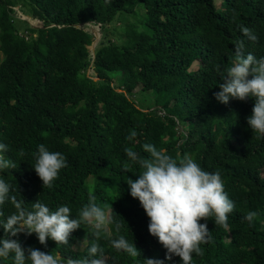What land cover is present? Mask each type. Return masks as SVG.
I'll return each mask as SVG.
<instances>
[{
	"label": "trees",
	"instance_id": "16d2710c",
	"mask_svg": "<svg viewBox=\"0 0 264 264\" xmlns=\"http://www.w3.org/2000/svg\"><path fill=\"white\" fill-rule=\"evenodd\" d=\"M17 4L32 22L17 15ZM89 25H100L106 39L94 55ZM237 42L245 53L264 56V0H0V142L15 163L0 176L24 207L39 199L51 209L67 204L75 216L94 197L111 216L99 235L81 223L66 244L41 245L35 234L21 233L14 238L22 247L76 259L96 242L106 264L163 259L166 250L128 192V177L140 169L123 170L125 147L147 156L142 145L151 143L219 170L234 201L226 226L207 219L213 239L192 264H264V135L246 121L254 100L223 104L213 96ZM130 130L137 132L132 141L125 139ZM41 143L67 160L51 187L31 167ZM249 210L258 213L251 224L243 218ZM16 211L6 201L0 218ZM121 235L136 256L112 246ZM0 264H13L11 256Z\"/></svg>",
	"mask_w": 264,
	"mask_h": 264
},
{
	"label": "clouds",
	"instance_id": "9594fccd",
	"mask_svg": "<svg viewBox=\"0 0 264 264\" xmlns=\"http://www.w3.org/2000/svg\"><path fill=\"white\" fill-rule=\"evenodd\" d=\"M241 32L250 39L256 37L250 29L241 26ZM242 42L234 45L235 61L227 67L218 84L214 98L223 104L231 99L254 100L251 114L246 117L249 129L264 135V56L255 57L243 51ZM137 136L130 130L126 140L132 141ZM142 149L147 156H140L132 147L123 149L127 162L123 170L136 165L140 171L135 179L128 177V192L138 200L148 219L149 234L156 237L166 250L163 259L147 258L144 264H176L173 257H179V264H192L193 255H201V245L213 239L207 227V219L213 218L215 225L226 226L228 214L235 207L234 201L224 188V180L219 170L207 171L189 154L182 158L170 155L166 150L151 143H144ZM8 146L0 142V170L14 168L15 163L6 157ZM35 163L31 166L42 181V186L51 187L59 171L67 166L65 155L60 151H51L41 143L32 153ZM11 185L0 176V205L6 201L15 203L16 212L0 218V259L11 256L13 264H106L104 253L98 243L92 242L87 247V254L82 258L61 259L52 251L45 252L34 247H22L18 234H35L38 242L45 245L46 239L60 244L68 243L70 234L80 228L81 223L91 226L96 235L108 224L111 216L108 206L101 207L94 197L72 215L67 204L51 209L39 199L24 207L15 201ZM112 212V206L110 205ZM258 215L249 210L243 217L251 224ZM203 220L204 222H200ZM118 251L132 256L138 254L133 242L121 235L111 241Z\"/></svg>",
	"mask_w": 264,
	"mask_h": 264
},
{
	"label": "rangeland",
	"instance_id": "374dc122",
	"mask_svg": "<svg viewBox=\"0 0 264 264\" xmlns=\"http://www.w3.org/2000/svg\"><path fill=\"white\" fill-rule=\"evenodd\" d=\"M220 1L221 0H217V3L219 4L220 3ZM15 9H16V12H17V15L20 17V18H23V19H26V20H29L30 22H32L31 21V18H30V13L28 12V11H26V10H24L22 7H21V5L20 4H17L16 6H15ZM142 11V10H141ZM34 23V22H33ZM17 25H19V27H21V30L24 28V25H23V23H22V25H21V23H19V22H17ZM86 28H88L89 30H91V31H93V32H95V33H98V32H100V29H98L99 27H98V25H89V26H86ZM101 33V35H102V31L100 32ZM104 34V33H103ZM95 35V40L97 39V42H98V44L100 43V42H104L106 39L103 37L104 35H100L99 37H97V34H94ZM122 38H123V36H122ZM90 48H91V50H92V45L90 46ZM95 51V49L94 50H92V55H93V52ZM198 66V62H195L194 64H193V68H196ZM88 74H90V75H92L93 77L95 76L96 77V72H95V70L93 69V68H89V70H88Z\"/></svg>",
	"mask_w": 264,
	"mask_h": 264
},
{
	"label": "water",
	"instance_id": "95a60500",
	"mask_svg": "<svg viewBox=\"0 0 264 264\" xmlns=\"http://www.w3.org/2000/svg\"><path fill=\"white\" fill-rule=\"evenodd\" d=\"M76 26H80V24H78V25H76ZM98 29H100V25H98ZM93 32V31H92ZM94 34H97V37H99L100 35H101V33L100 32H98V33H95V32H93ZM96 44H97V39L93 42V44H92V50H94L95 49V46H96ZM93 55H94V52H93Z\"/></svg>",
	"mask_w": 264,
	"mask_h": 264
}]
</instances>
